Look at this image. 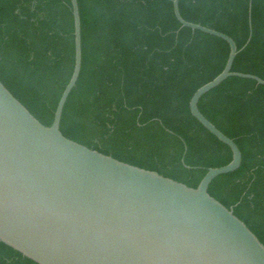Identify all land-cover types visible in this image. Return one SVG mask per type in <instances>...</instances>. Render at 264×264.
Returning a JSON list of instances; mask_svg holds the SVG:
<instances>
[{
    "label": "trees",
    "instance_id": "trees-1",
    "mask_svg": "<svg viewBox=\"0 0 264 264\" xmlns=\"http://www.w3.org/2000/svg\"><path fill=\"white\" fill-rule=\"evenodd\" d=\"M82 69L62 134L119 161L197 188L231 149L191 114L194 93L224 70L229 44L182 28L173 0H78ZM251 4V12H250ZM182 17L230 36L232 71L264 79V0H180ZM251 20V21H250ZM75 66L71 0H0V81L51 126ZM199 110L242 152L209 194L264 244V85L230 77ZM0 264H37L0 242Z\"/></svg>",
    "mask_w": 264,
    "mask_h": 264
},
{
    "label": "water",
    "instance_id": "water-1",
    "mask_svg": "<svg viewBox=\"0 0 264 264\" xmlns=\"http://www.w3.org/2000/svg\"><path fill=\"white\" fill-rule=\"evenodd\" d=\"M182 28L216 36L230 46L222 73L190 100L192 116L232 151V161L210 168L197 188L136 167L66 138L61 120L82 69L78 0L75 66L51 126L41 123L0 81V242L37 264H264V244L208 190L236 171L242 152L199 110V102L230 77L242 49L227 34L185 20ZM251 12V4H250ZM251 21V20H250Z\"/></svg>",
    "mask_w": 264,
    "mask_h": 264
}]
</instances>
